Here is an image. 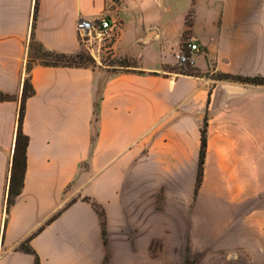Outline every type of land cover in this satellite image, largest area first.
<instances>
[{"label":"crops","instance_id":"crops-1","mask_svg":"<svg viewBox=\"0 0 264 264\" xmlns=\"http://www.w3.org/2000/svg\"><path fill=\"white\" fill-rule=\"evenodd\" d=\"M35 5L0 0V91L16 96L0 102V264H34L17 247L43 225L30 241L40 264H101L97 205L109 225L123 223L134 195L160 192L171 176L184 184L185 207L264 195V85L219 77L264 76V0H39L36 17ZM102 16L115 24V55L138 66L33 67L23 121L28 164L7 214L32 34L73 55L81 51L76 21ZM190 40L202 48L194 75L173 69Z\"/></svg>","mask_w":264,"mask_h":264},{"label":"rangeland","instance_id":"rangeland-1","mask_svg":"<svg viewBox=\"0 0 264 264\" xmlns=\"http://www.w3.org/2000/svg\"><path fill=\"white\" fill-rule=\"evenodd\" d=\"M116 37L114 27L111 36L89 46L80 41L81 51L95 60V66L122 68L111 65L123 58L112 49ZM181 67L194 71L175 65ZM172 177L154 195H134L123 223L109 225L97 205L105 222L101 264H264V195L239 204L194 199L185 207L184 184Z\"/></svg>","mask_w":264,"mask_h":264},{"label":"trees","instance_id":"trees-1","mask_svg":"<svg viewBox=\"0 0 264 264\" xmlns=\"http://www.w3.org/2000/svg\"><path fill=\"white\" fill-rule=\"evenodd\" d=\"M39 6V0H36L35 5V17ZM35 65H44V66H69V67H85V68H94L96 63L95 60L86 52L80 51L73 55H67L64 53H58L46 49L42 43L37 41L32 34V38L28 48V57L26 63V76L23 82V89L21 94V103L18 114V128L15 136V147L12 159L11 174L9 179V190L7 195V205L6 213H9L11 206L15 203L16 198L21 194L22 188L24 185V177L27 169V148L29 145L30 137L23 130V121L26 113V101L27 99L34 95L35 89L32 84L31 71ZM116 66H121L122 68L114 69H124L130 70L138 66L136 59L123 57L120 60H117L116 64H111ZM186 67V66H184ZM188 67V66H187ZM175 69L178 73L194 75L195 71H185L183 67L179 70ZM221 79H231L235 81H241L252 84H262L264 85V76H255V77H243L232 74H220ZM15 95L9 94L3 91H0V102L9 101L15 99ZM207 120L204 119L203 125L201 128V147H200V158H199V168H198V177H197V188L196 192L202 183L203 178V169H204V160L207 152ZM67 204L66 206H68ZM61 210L56 212L47 222L50 223L55 219ZM102 224H105L103 221ZM44 228V225L41 226L38 230L33 232L30 236L24 239L18 245L17 249L30 253L35 257L34 264H40V258L36 251L30 245L31 239L39 233ZM105 235V233H104Z\"/></svg>","mask_w":264,"mask_h":264},{"label":"built area","instance_id":"built-area-1","mask_svg":"<svg viewBox=\"0 0 264 264\" xmlns=\"http://www.w3.org/2000/svg\"><path fill=\"white\" fill-rule=\"evenodd\" d=\"M115 24L108 16L97 19L79 18L76 21V30L80 41L86 46L96 39H103L112 35ZM89 48V47H88ZM202 52L200 44L196 40H190L184 49L175 54L177 64L181 66L195 65V56Z\"/></svg>","mask_w":264,"mask_h":264}]
</instances>
